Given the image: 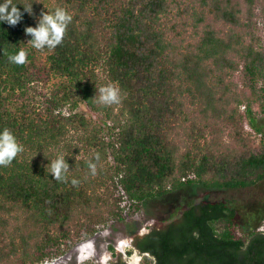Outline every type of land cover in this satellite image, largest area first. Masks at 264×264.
Segmentation results:
<instances>
[{"label":"trees","instance_id":"16d2710c","mask_svg":"<svg viewBox=\"0 0 264 264\" xmlns=\"http://www.w3.org/2000/svg\"><path fill=\"white\" fill-rule=\"evenodd\" d=\"M13 3L23 19L0 22V132L9 128L24 152L0 167V264L61 257L100 227L132 221L148 202L187 188L211 194L184 199L143 234L128 224L127 256L137 251L139 264H264V230L244 228L236 197L264 182L256 123L264 116V0ZM30 4L32 15L23 8ZM57 6L73 17L64 41L37 51L24 29ZM21 48L25 65L2 51ZM109 82L122 103L98 105L93 98ZM58 154L68 183L50 174ZM114 264L126 263L119 254Z\"/></svg>","mask_w":264,"mask_h":264},{"label":"rangeland","instance_id":"374dc122","mask_svg":"<svg viewBox=\"0 0 264 264\" xmlns=\"http://www.w3.org/2000/svg\"><path fill=\"white\" fill-rule=\"evenodd\" d=\"M240 110H243V107ZM256 123L261 126L262 134H264V116L259 117ZM244 130L246 133L252 132L250 127L246 125ZM255 136L257 139L260 137V135ZM83 157L85 156L79 155L76 159L79 160ZM210 194L209 191L201 188H187L170 194L161 200L148 202L142 206L140 215L135 216L132 221L114 222L100 227L93 237L77 243L63 256L49 260L48 264H109L118 254H122L131 264H139L140 256L136 252H132L128 256L126 253L131 248L132 242L128 224L134 226L132 228H136L135 234H143L150 227H161L173 208L184 199L199 200L209 197ZM236 197L242 203L239 212L244 228L251 227L252 229L264 230V219L262 218L264 200L261 199L264 197V182L250 190L248 194L240 193ZM110 247L113 248L114 255H112Z\"/></svg>","mask_w":264,"mask_h":264},{"label":"clouds","instance_id":"9594fccd","mask_svg":"<svg viewBox=\"0 0 264 264\" xmlns=\"http://www.w3.org/2000/svg\"><path fill=\"white\" fill-rule=\"evenodd\" d=\"M24 12L29 15L33 14L32 4L27 5ZM23 19V13L13 3V0H3L0 3V22H6L9 26L15 27ZM72 15L63 7H55L52 11H41L35 27H25V35L31 39L28 44L37 51L43 52L47 49L49 52L54 51L60 46L65 38L69 24L72 22ZM7 57L8 62L15 65H25L28 63V52L21 48L14 54H9L6 49L2 50ZM95 103L101 106L111 107L122 103L121 89L116 83L109 82L99 87L97 94L93 98ZM24 152V146L18 142L13 132L5 127L0 132V167H8ZM100 160L99 153H95L93 159L87 162V167L91 176L97 174V162ZM50 174L54 180L61 183H68L69 164L65 160L64 154H58L55 159L51 160L49 165ZM70 183L73 187H78L80 180L72 178ZM51 210L49 209V212ZM43 264H48L44 261Z\"/></svg>","mask_w":264,"mask_h":264},{"label":"flooded vegetation","instance_id":"af4514ba","mask_svg":"<svg viewBox=\"0 0 264 264\" xmlns=\"http://www.w3.org/2000/svg\"><path fill=\"white\" fill-rule=\"evenodd\" d=\"M136 252L139 256H140V259H141V255L137 252V251H134ZM119 255V254H118ZM118 255H115L114 256V259L109 263V264H114L117 262V259H118ZM121 257H122V260L126 263V264H131L127 258H125L122 254H120Z\"/></svg>","mask_w":264,"mask_h":264}]
</instances>
